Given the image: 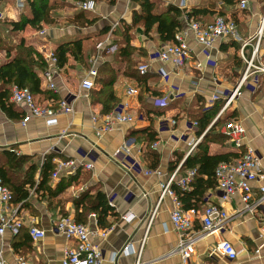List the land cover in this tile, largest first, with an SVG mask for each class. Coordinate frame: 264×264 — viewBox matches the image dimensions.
<instances>
[{
	"label": "crops",
	"instance_id": "obj_1",
	"mask_svg": "<svg viewBox=\"0 0 264 264\" xmlns=\"http://www.w3.org/2000/svg\"><path fill=\"white\" fill-rule=\"evenodd\" d=\"M12 1L13 8L9 9L6 16L2 14L0 23L19 20L25 0L21 8L17 6V0ZM84 1L54 0L55 7H63L67 15L62 17L64 14L61 10L52 14L51 19L59 21L66 18L70 25L61 28L45 27V36H38L44 42L36 48L42 59L40 51L45 48L54 51L60 44L81 41L82 66L68 55L67 63L58 67L56 91L44 89L39 78L44 69L35 70L40 81V92L34 95L35 99L53 106L61 99H67L73 106V112L69 115L59 114L56 124L47 126L43 119L35 117H29L23 123L28 112L23 106L10 102V96L8 103L14 118L0 109V151L24 158L26 165L23 171L33 166L36 182L45 157L52 156L54 169L59 161L76 162L74 171L62 172L58 181L50 179L51 189L63 178L65 181L73 179L71 185L57 197L47 198L42 192L34 193V189L27 186V206L21 209L20 205L12 201L14 207H19L22 218L35 220L37 228L43 230L45 235L43 239L33 242L25 228L17 237L6 234L0 240L5 264H18L17 258H22L25 264H61L64 250L76 246L74 240L66 239L54 231V224L61 217L79 220L92 232L109 230L104 239L91 237L92 243L101 250L103 264H111V255L116 253L119 254L116 264H182L178 255L171 254L179 238L170 222L171 199L166 196L159 202V185L175 172L177 180L186 176L187 171L180 168L195 151L188 154L189 143L198 138L194 122L217 102H222V108L227 96L235 89H238V93L219 118L226 116L230 118H226L227 122L235 120L241 123L245 130L243 147L255 151L264 174V73L256 72L240 83L245 70L240 50L247 59L251 56L256 44L255 35L264 16V2L259 4L250 0L248 8L241 10L237 5L224 4L222 0H181L185 7L180 9V0H164L165 7L174 5L182 12V25L185 23L184 18L193 10L208 9L212 12L211 15L199 17L204 21L216 18L220 12L224 13L227 19L235 22L237 33L246 44L242 46L241 42L232 38H222L211 49H203L189 35V58L181 68H175L170 64H160L155 59L160 46L165 43L159 40L156 33L144 35L143 29L139 27L135 36L134 32H130L133 39L129 43L136 50L131 56L135 69L140 63L149 61L148 72L143 76L139 74L146 82L139 85L135 78L124 74L129 64L115 53L112 36L117 28L130 25L132 12L139 11V7L131 0H116L114 5H110L108 0H101L95 3L94 11H84L78 7ZM84 12L87 19L95 17L98 21L87 27L83 20L78 19V15ZM107 27L109 31L102 34V30ZM31 31L32 28L27 26L18 35ZM21 39H25L24 36ZM47 39L49 45H46ZM97 43L103 44V50L97 49ZM234 44L239 47L238 50L233 47ZM25 45L31 46L27 41ZM110 46H115V51L109 52ZM119 46L123 48L124 44ZM138 50L144 56L139 55ZM2 55L0 65L9 61L4 49L0 52ZM258 55L255 65L264 66V41L259 44ZM95 58L98 59L97 70L105 64L114 70L116 78L113 93L119 105H124L126 113L133 118V122L117 125L100 136L97 135L100 124L91 120L93 115H102L101 105L93 102V94L101 88L96 83L98 74L93 89L86 91L80 87ZM85 63L87 66H84ZM160 70L168 73L167 78L162 77ZM143 86L148 90L143 91ZM130 88L136 89L138 94L128 96ZM220 93L218 100H211L213 95ZM140 97L144 104L139 100ZM167 103L170 104L169 109H160ZM157 111L164 113L158 116ZM219 112L212 119L213 124L218 120ZM218 129L215 128L214 132L220 137L208 144V154L230 155L228 162H234L238 151ZM152 136L153 141H150ZM153 144H157L155 148ZM153 155L157 157L156 166ZM87 163H91L93 169H87L84 166ZM154 170L159 171L160 175H145V172ZM173 185L177 186L175 183ZM262 185L264 179L252 184L254 194L258 193ZM187 190H191V187ZM96 192L104 195L111 208L105 219L108 227L99 226L97 213L86 210L88 199L82 202L84 195L93 196ZM209 205L223 208L229 215V221L223 230L197 241L189 264H264V246H261L262 240L259 237V227L264 220V203L250 215L244 211L239 194L223 199L222 193L215 188L206 193L201 210ZM91 214L95 215V219L91 218ZM128 215L133 219L127 223L122 217ZM200 229L196 219L192 230L198 234ZM25 232L27 236H24ZM222 240L228 241L236 250L234 260L229 261L212 252L217 242ZM128 244L129 252L121 253ZM259 246L260 252L256 255L255 250Z\"/></svg>",
	"mask_w": 264,
	"mask_h": 264
},
{
	"label": "built area",
	"instance_id": "obj_2",
	"mask_svg": "<svg viewBox=\"0 0 264 264\" xmlns=\"http://www.w3.org/2000/svg\"><path fill=\"white\" fill-rule=\"evenodd\" d=\"M249 1L250 0H240L238 8L241 10L247 9ZM22 2L23 0H17V6L19 8L22 7ZM178 6L180 9H183L185 4L180 0ZM78 7L84 11H94L95 2L92 0H86L79 3ZM184 22L182 28L175 35V43L162 44L160 46V49L155 56V59L160 64H170L175 68H181L189 58L191 52L187 43V37L189 35H192L196 43L203 49H211L214 44L222 38H232L236 42H241L242 46L246 44L238 35L235 22L231 19L218 16L212 23L204 24L184 18ZM38 36L44 37L45 31L42 30L38 32ZM255 39L256 44L248 59L243 55L242 49L240 50V56L245 62V70L240 83L245 82L256 72L264 73V66L255 65V60L259 57V44L264 41V16L260 21ZM97 49L103 50V44H98ZM108 51H115V46H110ZM40 54L46 65V68L39 74L42 85L46 90L56 91L55 77L58 70V59L54 54V51L51 49L45 48L40 51ZM92 63L93 65L91 69L88 70L86 77L80 83L81 89L86 91L93 89L94 79L97 76L98 59L95 58ZM137 70L140 73L148 72L149 61L140 63L137 66ZM160 73L163 78H167L168 73L163 70H160ZM237 93L238 89H235L234 92L227 96L223 107L220 109L218 117L230 106ZM137 94L138 91L134 88H130L127 91L128 96ZM221 94L222 93L219 95H213L211 100H218ZM10 102L26 108L28 117H24L23 123L26 122L29 117H35L43 119L47 126H52L56 124V118L59 114L69 115L73 112V106L67 99H61L54 106L51 104H45L36 100L34 95L27 88L19 87L17 85L11 87ZM91 120L95 124H100L97 129L98 136L111 131L117 125L133 122V118L126 113L124 105H118L112 112L106 115H93ZM194 126H196V123H194ZM220 132L228 138L232 147L238 151L239 157L234 162H223L217 166L214 173L217 183L216 188L222 193L223 199H229L231 196L239 194L241 202L244 205V211L252 215L257 209L261 208L264 203V185L258 188L257 194H254L252 189V184L264 179V174L261 171L260 159L252 148L243 147L245 130L240 122L231 120L222 126ZM200 139L201 137L197 138L194 142L189 143L188 154L195 149ZM156 145L157 144H153L152 147L155 148ZM116 153H118V151ZM84 166L89 170L93 169L91 163L84 164ZM75 167V161L57 162L51 175L52 180L58 181L62 172L74 171ZM151 174L159 176L160 172L157 170L145 172V175ZM195 175V170H188L185 177L177 180L175 172L165 183L159 185V202L166 196L171 199L172 210L170 213V222L179 238L178 244L171 254L178 255L182 264H189V260L194 253V246L198 240L223 230L229 221V215L227 212L223 208L214 205H209L201 211H184L182 209L181 203L171 189V186L175 183L182 190H187ZM12 201L13 196L11 191L4 186L0 180V240H2L6 234H9L12 237L17 236L24 228L33 242L43 239L45 233L43 230L37 228V222L31 218H27L26 220L23 219L19 213V207H14ZM152 216L153 213L149 222ZM91 218L95 219V215L91 214ZM132 219L133 217L129 215L122 217V220L127 223ZM196 219H198L201 226L198 234L192 230L193 223ZM53 229L57 234H61L66 239L74 240L76 242L74 248L64 250L61 264H103L101 250L97 245L92 243L91 237L99 236L104 239L109 230L101 231L100 233L92 232L87 225L78 223L71 217H61L54 224ZM259 233V237L262 240L261 246H264V220L260 224ZM261 246L255 250L256 255H259ZM129 248V244L124 246L121 253L129 252ZM212 252L217 253L229 261L234 260L237 256L234 247L228 241L224 240L218 241ZM118 255L119 254L117 253L111 255V264H116V258ZM17 263L25 264L22 258H17ZM0 264H5L1 246Z\"/></svg>",
	"mask_w": 264,
	"mask_h": 264
},
{
	"label": "trees",
	"instance_id": "obj_3",
	"mask_svg": "<svg viewBox=\"0 0 264 264\" xmlns=\"http://www.w3.org/2000/svg\"><path fill=\"white\" fill-rule=\"evenodd\" d=\"M222 1L228 6H238L240 0ZM115 2L116 0H108L110 5H114ZM131 2L139 7V11L135 10L132 12L130 25L122 26L112 32L114 38L113 44L116 46L115 53H117V56L122 57L129 64L124 74L135 78L139 82V85H144L146 80L141 79L139 74L143 76L145 73H140L137 68L135 69L133 65L134 61L131 60V56L136 50L129 46L131 40L130 32L139 26L143 29L144 35L156 33L161 42L165 44H174L175 35L183 26V15L174 5H167L165 7L163 4V8H158L159 5L153 0H131ZM55 5L54 0H25L24 9H22L17 22L4 21L0 23V52L4 49L2 44L5 42V38H3V33L5 31L7 36H14L24 31L27 26H30L32 29H40L41 24L50 23L48 20V14ZM211 13L212 12L208 9L193 10L189 13L187 19L209 24L214 21L215 17L207 21L200 20L199 17L207 16L209 14L211 15ZM86 15L87 14L84 12L78 15V19L83 20L87 27L94 25L98 21V18L95 17L87 19ZM218 16L226 18L222 12H220L217 17ZM109 29L110 28L107 27L103 29L101 33L106 34ZM119 44H124V47L120 48ZM233 47L237 50L239 48L235 44ZM4 50L9 61L0 65V109L10 118H14L12 107L8 103L11 85L15 84L19 87L27 88L33 95L39 93L40 81L35 70L45 69L46 65L42 61L40 55L36 54L31 47L26 46L22 39L18 44L12 45ZM12 51H14L13 57H11ZM54 54L58 59V67H63L67 63L68 55L73 57V59L80 64L83 62L82 43L80 40L60 44L54 50ZM138 54L144 56L141 50H138ZM97 74L96 83L101 85V88L98 92L93 94V102L99 103L101 105V114L106 115L119 105V100L113 93V85L116 78L115 72L105 64L98 68ZM142 88L143 91L148 90L145 86ZM139 100L144 104L141 97ZM221 106L222 102H217L215 106L202 114L196 122H194L197 125L196 134L198 135V138L201 137L202 139L197 144L195 151L186 158L180 168L185 171H196L195 179L189 184L191 190H181L174 185L171 187L179 199L184 211L201 210L206 193L217 187L216 179L214 177L215 169L220 163L228 162L231 158L230 155L213 156L208 154V144L214 142L220 137L216 131L214 132V129L217 127L221 128L227 124L228 120H226V118L230 119L226 116L218 117V120L215 121L214 124L212 123V119L218 113ZM169 108L170 104L167 103L160 109H165L166 111ZM163 113L164 111H157L156 115L160 116ZM211 123L213 125L210 127ZM207 128H209V130L205 132ZM149 139L150 141H153V136ZM226 139L228 140L227 137ZM153 156L154 166H156L157 157L156 155ZM236 157L238 158L239 154H237ZM25 165L26 161H24V158H16L9 152L0 151V180L2 184L11 191L13 203L20 205L21 209L27 206L26 202L29 196V193L26 190L27 186L34 189V193L42 192L47 198H50L60 195L73 182V179L65 181L63 178L56 184L54 189L50 188L49 183L54 169L52 156L45 157L40 168L39 179L37 182L34 180V167L31 166L23 171ZM86 199L89 200L86 210L88 212L97 213V223L99 226L108 227L109 224H107L105 219L111 208L108 206L104 195L101 192H96L93 196L84 195L82 202ZM82 212H84V209ZM76 222L81 223L79 220H76ZM24 236H27L26 232L24 233Z\"/></svg>",
	"mask_w": 264,
	"mask_h": 264
},
{
	"label": "rangeland",
	"instance_id": "obj_4",
	"mask_svg": "<svg viewBox=\"0 0 264 264\" xmlns=\"http://www.w3.org/2000/svg\"><path fill=\"white\" fill-rule=\"evenodd\" d=\"M93 1L95 3H97L96 0H93ZM153 1L156 2L157 5H159L158 8H163V6H164L163 4H165V1L164 0H153ZM255 2H258L259 4H261V3H263V0H255ZM13 5H14V2L12 0H0V16H2L3 13L6 16L7 13L9 12V9L10 8H13ZM60 11L63 12L62 14H64V15H62V17H66V15H67V10L66 9L64 10V8L61 7V6L60 7H53L49 11V14H48V20H49L50 23H48V24H41V28L40 29H37V28L36 29H32L33 31H31V32H25V33H23L21 35L16 34L14 36H11V35L10 36H7L6 31H5L3 33L4 34L3 35V38H5L4 39L5 42H4V44H2V47L4 49H6V48H8V47H10L12 45L18 44L19 41L21 40V36H24L25 39H22L23 42H24V44L26 43V41L28 43H30L31 46L30 45H27V46L28 47H31L35 51V53L38 54L36 48H38V46L40 45V43L42 44V42H44V40L39 39L38 32H40L42 30L46 31L45 30V27L47 28V27H52V26L53 27H56L57 26L58 28H61V27L65 26V25L66 26L70 25L66 18H64L62 20H59V21H55V20H52L51 19V15L52 14H55L56 12L59 13ZM52 18H53V15H52ZM138 28H139V26H137L136 28H134L132 30V32H134V36H135V34H138V31H139ZM130 35H131V40H132L133 39V34H130ZM49 44H50V41H48V39H47V44L46 45H49ZM12 55H14V51H12ZM2 61H3V55L0 56V62H2ZM84 66H87V63H85ZM221 128H219L218 131Z\"/></svg>",
	"mask_w": 264,
	"mask_h": 264
}]
</instances>
